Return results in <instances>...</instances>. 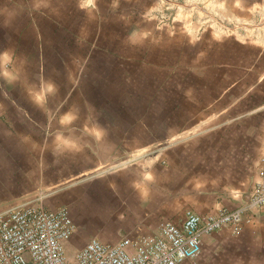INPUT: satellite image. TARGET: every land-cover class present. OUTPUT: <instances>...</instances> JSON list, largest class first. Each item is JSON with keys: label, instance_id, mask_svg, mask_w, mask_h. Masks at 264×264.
Here are the masks:
<instances>
[{"label": "crops", "instance_id": "obj_1", "mask_svg": "<svg viewBox=\"0 0 264 264\" xmlns=\"http://www.w3.org/2000/svg\"><path fill=\"white\" fill-rule=\"evenodd\" d=\"M59 1L1 19L0 211L66 206L76 224L69 243L84 245L155 234L166 221L181 225L189 209L244 203L264 156V103L251 105L256 51L235 58L186 49L185 40L177 53L167 32L145 49L101 0L86 12ZM246 67L248 79L237 78ZM263 220L264 209L237 232L204 236L200 264L208 244L253 260Z\"/></svg>", "mask_w": 264, "mask_h": 264}, {"label": "built area", "instance_id": "obj_2", "mask_svg": "<svg viewBox=\"0 0 264 264\" xmlns=\"http://www.w3.org/2000/svg\"><path fill=\"white\" fill-rule=\"evenodd\" d=\"M264 209V156L248 199L234 209L201 214L187 210L184 222L162 223L155 234L125 236L104 242L93 236L68 253L76 224L66 206L42 204L0 211V264H200L203 237L222 229L234 232Z\"/></svg>", "mask_w": 264, "mask_h": 264}, {"label": "rangeland", "instance_id": "obj_3", "mask_svg": "<svg viewBox=\"0 0 264 264\" xmlns=\"http://www.w3.org/2000/svg\"><path fill=\"white\" fill-rule=\"evenodd\" d=\"M44 7L57 8V0H34ZM77 3L85 5L86 8L98 4L95 0H76ZM32 0H0V25L4 15H12L18 18L20 5L28 12L34 9ZM99 2V1H98ZM104 9L119 15L122 21L119 23L125 26L129 36L139 34L142 37L144 48H154L153 35L164 32L170 33L172 37V49L177 53L185 49L181 44L185 41L186 49H218L233 53L234 57H240L248 50L256 51L255 58L251 65V96L252 108L264 103V65L258 64L264 55V0H101ZM129 18V19H128ZM155 29V34H154ZM1 33V32H0ZM16 34V32H14ZM12 33L13 41L17 44L19 36ZM17 35V34H16ZM186 35V39L183 36ZM182 38V39H180ZM3 39L0 38V43ZM44 38H40L41 48ZM151 45V46H149ZM44 48V47H43ZM44 60L50 61L49 53L40 55ZM237 61V59H236ZM9 66V65H8ZM246 74L248 79V67L246 71L238 70L237 78ZM248 88V86L246 87ZM264 222V220H263ZM84 245L68 244V253L73 254ZM206 264H264V247L259 246V251H253L249 256L253 260H245L235 255L233 248L229 250L222 247L219 254H213L210 244L204 246ZM229 253L232 255H229ZM244 254V257L247 254ZM255 254H259L257 262ZM202 256V254L200 255ZM234 256V257H233Z\"/></svg>", "mask_w": 264, "mask_h": 264}]
</instances>
